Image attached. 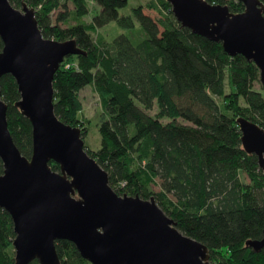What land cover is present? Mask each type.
Instances as JSON below:
<instances>
[{
    "label": "trees",
    "instance_id": "16d2710c",
    "mask_svg": "<svg viewBox=\"0 0 264 264\" xmlns=\"http://www.w3.org/2000/svg\"><path fill=\"white\" fill-rule=\"evenodd\" d=\"M207 1L243 9L238 0ZM9 2L33 8L44 37L72 38L84 51L66 56L54 73V112L84 135L78 93L93 87L101 106L100 146L84 148L112 189L153 196L182 233L207 246L210 264H264V246L254 251L245 244L264 230V170L241 147L235 122L241 115L264 128L257 66L182 26L166 0H147L122 14L127 0ZM110 22L123 30L111 40L100 31ZM0 90L12 139L29 157L31 124L14 105L19 92L11 74L0 76ZM13 237L10 216L0 207V264L13 263ZM55 249L60 264H90L69 240L57 239Z\"/></svg>",
    "mask_w": 264,
    "mask_h": 264
},
{
    "label": "water",
    "instance_id": "95a60500",
    "mask_svg": "<svg viewBox=\"0 0 264 264\" xmlns=\"http://www.w3.org/2000/svg\"><path fill=\"white\" fill-rule=\"evenodd\" d=\"M166 1L182 26L220 42L228 55L252 61L264 87L262 0H238L239 12L207 0ZM0 38V76L14 78L19 92L14 105L31 124L27 157L12 139L0 90V207L12 222V264L33 259L60 264L57 239L71 241L90 264H210L207 246L182 233L153 196L116 193L107 172L85 150L81 128L55 114L53 76L66 56L84 53L76 41L44 37L34 9L9 0H0ZM235 122L241 147L264 170V128L241 115ZM245 244L260 250L264 230Z\"/></svg>",
    "mask_w": 264,
    "mask_h": 264
},
{
    "label": "rangeland",
    "instance_id": "374dc122",
    "mask_svg": "<svg viewBox=\"0 0 264 264\" xmlns=\"http://www.w3.org/2000/svg\"><path fill=\"white\" fill-rule=\"evenodd\" d=\"M127 2V5L119 10L121 14L130 12L132 6L137 4H145L147 0H127ZM144 11L146 13H150L154 17L157 16V13L153 9L144 8ZM101 30L104 33V37H109L108 39L110 40L118 33L123 31L122 28L115 22L108 23L107 25L103 26L100 31ZM258 86L259 84H256V88ZM78 96L81 101L79 117L84 120V124L87 126L86 133L82 135L84 143L90 148H98L100 146V136L97 129V122L100 120L101 116L99 96L90 85L83 87L79 91ZM152 188L154 190H158L157 186H152Z\"/></svg>",
    "mask_w": 264,
    "mask_h": 264
},
{
    "label": "built area",
    "instance_id": "2783aa9c",
    "mask_svg": "<svg viewBox=\"0 0 264 264\" xmlns=\"http://www.w3.org/2000/svg\"><path fill=\"white\" fill-rule=\"evenodd\" d=\"M66 65V67H68L69 65L68 64H65Z\"/></svg>",
    "mask_w": 264,
    "mask_h": 264
}]
</instances>
